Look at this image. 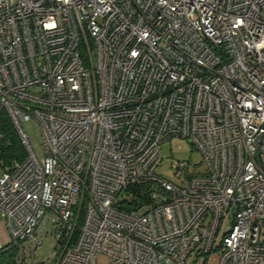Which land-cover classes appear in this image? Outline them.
<instances>
[{
  "label": "built area",
  "instance_id": "built-area-1",
  "mask_svg": "<svg viewBox=\"0 0 264 264\" xmlns=\"http://www.w3.org/2000/svg\"><path fill=\"white\" fill-rule=\"evenodd\" d=\"M2 109L27 150L0 170L17 264L45 220L54 264H264V0H0ZM176 137L205 168L170 180Z\"/></svg>",
  "mask_w": 264,
  "mask_h": 264
},
{
  "label": "rangeland",
  "instance_id": "rangeland-1",
  "mask_svg": "<svg viewBox=\"0 0 264 264\" xmlns=\"http://www.w3.org/2000/svg\"><path fill=\"white\" fill-rule=\"evenodd\" d=\"M22 126L28 135L32 139L33 148L41 161L45 159V148H44V139L42 131L39 124L35 119H27L22 122ZM161 152L163 155V160L157 168V173L170 180L175 179L174 169L172 165L177 160H189L194 168L204 169L205 163L203 162L202 153L193 147L192 143L188 139H183L180 137L172 138L169 141L161 145ZM230 220L227 219L225 225H228ZM54 227V223L51 220H45L42 223L39 230V237L42 239V244L37 248L36 254L35 251H28V260L27 264H32L34 259L33 255H37L40 261V264H54L53 254L58 247V240L55 236L51 234V231ZM12 241V236L7 225V221L2 213H0V248L9 244ZM215 260L212 261L214 263ZM97 263L98 264H108L107 256L104 253L97 254ZM187 264H204L203 259H197L190 255L187 260Z\"/></svg>",
  "mask_w": 264,
  "mask_h": 264
},
{
  "label": "trees",
  "instance_id": "trees-1",
  "mask_svg": "<svg viewBox=\"0 0 264 264\" xmlns=\"http://www.w3.org/2000/svg\"><path fill=\"white\" fill-rule=\"evenodd\" d=\"M26 157L27 150L14 122L8 111L2 109L0 111V170L12 169ZM142 188L144 186L134 189L140 191ZM83 213L82 210L80 220L83 218ZM18 251L13 241L0 248V264H17Z\"/></svg>",
  "mask_w": 264,
  "mask_h": 264
}]
</instances>
